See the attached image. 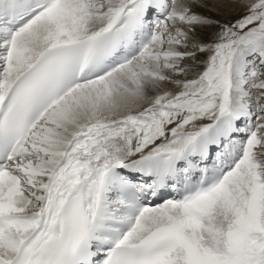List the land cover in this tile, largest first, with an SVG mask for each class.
I'll list each match as a JSON object with an SVG mask.
<instances>
[{"label": "snow or ice", "instance_id": "obj_1", "mask_svg": "<svg viewBox=\"0 0 264 264\" xmlns=\"http://www.w3.org/2000/svg\"><path fill=\"white\" fill-rule=\"evenodd\" d=\"M0 264H264V0H0Z\"/></svg>", "mask_w": 264, "mask_h": 264}, {"label": "bare ground", "instance_id": "obj_2", "mask_svg": "<svg viewBox=\"0 0 264 264\" xmlns=\"http://www.w3.org/2000/svg\"><path fill=\"white\" fill-rule=\"evenodd\" d=\"M198 11H202V12H208L209 10L211 11L213 16H217L218 18H225V16H231L233 13L238 14L236 11H232L229 9H223V8H215L211 6V3L209 4L208 8H204V9H197Z\"/></svg>", "mask_w": 264, "mask_h": 264}, {"label": "rangeland", "instance_id": "obj_3", "mask_svg": "<svg viewBox=\"0 0 264 264\" xmlns=\"http://www.w3.org/2000/svg\"><path fill=\"white\" fill-rule=\"evenodd\" d=\"M234 15H236V13L235 14L233 13L231 16H234ZM231 16H228V17L230 18Z\"/></svg>", "mask_w": 264, "mask_h": 264}]
</instances>
